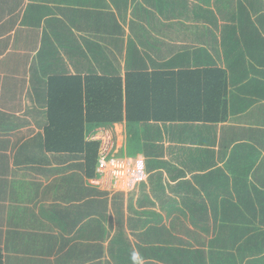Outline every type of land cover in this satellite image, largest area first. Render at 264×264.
<instances>
[{"label": "crops", "instance_id": "crops-1", "mask_svg": "<svg viewBox=\"0 0 264 264\" xmlns=\"http://www.w3.org/2000/svg\"><path fill=\"white\" fill-rule=\"evenodd\" d=\"M217 1L0 0L2 264H173L159 251L162 227V240L182 248L178 264H264V0ZM136 68L182 71L175 94L194 84L199 94L183 97L182 113H173L177 100L162 99L169 117L92 129L111 130L118 156L143 160L149 174L133 191L110 194L81 155L46 150V83L55 75L125 78ZM207 68L224 78H207ZM215 79L224 90L208 103L201 95ZM99 156L98 145L95 169ZM183 181L213 186L194 200L207 206L212 233L192 238L171 224L191 216L193 198L178 192ZM223 233L226 242L215 246Z\"/></svg>", "mask_w": 264, "mask_h": 264}, {"label": "trees", "instance_id": "trees-1", "mask_svg": "<svg viewBox=\"0 0 264 264\" xmlns=\"http://www.w3.org/2000/svg\"><path fill=\"white\" fill-rule=\"evenodd\" d=\"M226 1L221 0L222 3ZM140 7L138 6L137 9H140ZM135 23V21H132V24ZM78 51H82L81 47L78 48ZM135 55H138V49L134 47L130 49L128 56L132 57ZM138 65L141 66V64ZM195 71L198 72V70ZM205 73L206 77L211 79L218 76H223L224 78L225 75L222 70L217 68H207L205 69ZM193 74H196V72H193ZM183 77L184 72L182 71L167 75L165 72H149L148 70L139 68L127 72L125 78L107 73L51 76L46 83V150L52 153L81 155L87 169V174L94 176V172L96 173L98 144L88 141L86 134L101 124L120 122L125 118L130 123H138L140 121H147L150 116L156 114L167 115L169 111L162 108V104L160 103L162 99L163 103L164 100L166 102L170 101V99L172 101L177 100L176 104H179V106L173 109V113H182L186 109L185 105H183V97L185 98L187 94H194L196 90H199L196 89L197 85L194 84L192 85V89L194 90H185V93L176 95L175 91L177 90L173 89V87L183 86ZM206 86L207 89L205 90V94L201 95V99L207 97L208 103L216 101L217 96L215 93L221 96L224 90L222 87L224 84L216 86V79L215 85L207 81ZM161 88H165L166 90L163 91ZM198 94L199 92L194 96ZM167 116L169 117V115ZM206 179L213 182L212 175H209ZM179 184V186L184 187V189H181L183 188L181 187V190L178 191L183 195L182 197L189 200L193 198L190 201V205L186 206V209L191 212V216L188 221H182L179 217H176L171 220V224H175L176 226L178 224L180 229L182 228L191 233L192 238L194 235H197V230H201L207 234L209 232L212 233L213 223L210 220L211 218L205 213L207 206L202 207L203 203L198 205L194 200L199 196L203 197L204 194V197L207 195L208 197L211 196L213 186L208 184V186H202L200 190H197L191 182L183 181ZM185 188H188V190ZM175 210L184 213L183 208L175 207ZM102 226V223L98 225L99 231L102 230ZM222 229L225 230L226 226L223 225ZM159 231L160 238L158 240L163 245L159 251L165 257V262L171 263L169 261H173V264H178L179 259L183 258L181 256L183 252L177 250L181 246L177 248L172 240L173 244L171 245L162 240L166 233L163 227ZM228 237L227 233H223L218 243L212 242V245L215 243L216 246L220 242L223 244L222 242H226ZM115 239L126 247L125 258L130 259L133 251L129 250L130 244L128 245L124 242L128 240L119 238L118 234L115 236ZM0 264L2 263L0 262Z\"/></svg>", "mask_w": 264, "mask_h": 264}, {"label": "built area", "instance_id": "built-area-1", "mask_svg": "<svg viewBox=\"0 0 264 264\" xmlns=\"http://www.w3.org/2000/svg\"><path fill=\"white\" fill-rule=\"evenodd\" d=\"M88 141L99 145V161L94 184L110 194L131 192L147 181L149 174L143 160L118 156L112 131L99 128L87 135Z\"/></svg>", "mask_w": 264, "mask_h": 264}, {"label": "rangeland", "instance_id": "rangeland-1", "mask_svg": "<svg viewBox=\"0 0 264 264\" xmlns=\"http://www.w3.org/2000/svg\"><path fill=\"white\" fill-rule=\"evenodd\" d=\"M192 1H196V0H192ZM198 1H200V0H198ZM218 2H220V1L218 0L217 3H218ZM160 6H161V5H159V8H158V10H157V11L159 12V13H158V14H159V17H161V14H160V12H161V7H160ZM131 12H132V8H131ZM163 12H164V11H163ZM177 12H179V10H177ZM152 14H153V15L156 14V11H155V10L152 11ZM162 14H163V13H162ZM170 15H171V14H170ZM159 17H158V18H159ZM164 17H165V16H164V14H163V17H162V18L164 19V21H166ZM148 19H149V18H147L146 23H148ZM176 21L179 22V23H180V22H183V23H184V22H186L187 20H184L183 18L178 19V16H176ZM183 23H181V24H183ZM101 51H102V48H100L96 54L100 53ZM93 54L95 55V53H93ZM103 55H104V53L101 54V56H103ZM96 56H97V55H96ZM94 57H95V56H94ZM99 57H100V56H99ZM96 58H98V57H96ZM128 207H129V208H128ZM128 207H127V210H128V214H129V216H130L131 213L135 210L136 205L133 204V205H130V206H128ZM158 209L162 210L161 207H159ZM158 209H157V210H158ZM162 218H163V217H162ZM164 218H165L166 220L168 219V217H164ZM164 218L162 219L163 221H165ZM262 225H264V223H263ZM246 246H248V243H246ZM246 250H247V252L249 251L248 248H246ZM225 251H226V249H225ZM222 258H225V259H226L227 257H226V255L223 254V255H222Z\"/></svg>", "mask_w": 264, "mask_h": 264}]
</instances>
